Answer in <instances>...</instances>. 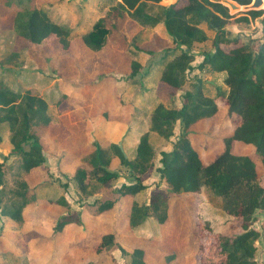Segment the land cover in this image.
Masks as SVG:
<instances>
[{"label":"trees","instance_id":"obj_1","mask_svg":"<svg viewBox=\"0 0 264 264\" xmlns=\"http://www.w3.org/2000/svg\"><path fill=\"white\" fill-rule=\"evenodd\" d=\"M160 1L116 0L105 16L82 36L85 48L99 53L116 38L128 18L148 28L163 23L173 47L154 52L141 48L146 44L145 40L128 42L153 58L163 56L158 61L153 60L142 75V65L132 60L125 87L116 91L121 111L129 110L131 119L137 115L146 117L149 130L137 134L128 130L122 147L120 144L103 147L94 142V151L84 156L78 167L63 175L68 176L85 197L95 196L98 190L114 194L113 200L94 201V208L87 210L94 217L105 215L130 197V233L150 240L158 239L143 237L139 232L153 224L161 237V227L169 220L170 196L207 192L220 200L226 215L240 221V232L216 234L209 221L200 218L197 225L200 264H258L254 258L261 234L253 224L257 212H264V184L253 159L234 154L232 147L234 142L252 146L264 167V11L252 10L235 18L236 15L230 14L229 8L220 0H177L168 7L158 5ZM182 1L185 3L180 5ZM230 1L240 6L252 3V0ZM149 3L157 4L155 15L149 12ZM0 7L12 14L9 30L14 34L16 44L19 41L25 43L21 48L14 47L0 54V149L8 145L3 158L0 156V216L24 226L25 211L31 206L44 201L62 207L65 212L56 219L53 228L52 235L56 237L70 225L83 226V212L73 211L63 195L56 199L38 197L37 190L51 180L48 170L43 181L36 185L30 183L29 176L34 169L46 168L43 138L51 123L49 106H65L69 96L60 87L57 70L51 74L53 78L48 79L34 54L31 57L30 53L33 49L43 51L40 46L50 37L55 38L63 52L70 50L71 30L55 22L37 0H0ZM250 18H260L263 26L262 41L256 53L252 43L239 45L236 39L228 37L230 32L226 29L231 24L248 23ZM207 31L215 32V36L210 38ZM209 40L215 52L205 55L203 64L213 72L226 73L217 98L227 104L228 117L237 116L240 122L232 135L223 137L222 154L212 163L204 164L190 139V130L202 120L214 117L219 106L216 98L203 93L200 82L191 84L186 75L194 60L192 46ZM23 52L27 57L20 59ZM48 83L52 86L49 94L44 91ZM164 87L170 92L162 95ZM179 92H183L181 107L168 106L166 101L174 100ZM50 97L55 98L54 101ZM177 123L180 124V135L172 149L165 151L162 147L174 137ZM157 157L160 166L156 171L167 193L156 192L147 199V186L141 178L154 171ZM10 158L18 161L16 167L7 163ZM116 161L127 168L135 180L114 189L111 183L119 178L118 171L112 168ZM10 170L15 176L13 185H9L6 178ZM63 186L68 187L67 184ZM111 249L118 250L129 264H146L144 249L130 248L117 241V232L102 236L95 253L110 255ZM1 253L26 259L29 264L25 254L6 249ZM174 258L175 254H171L169 262ZM110 262L119 264L114 256H110Z\"/></svg>","mask_w":264,"mask_h":264},{"label":"rangeland","instance_id":"obj_2","mask_svg":"<svg viewBox=\"0 0 264 264\" xmlns=\"http://www.w3.org/2000/svg\"><path fill=\"white\" fill-rule=\"evenodd\" d=\"M115 1L116 0H106L98 6H94V9L97 10V16L102 15L104 8H109L110 5H114ZM161 1L164 7H167L169 5L168 0ZM220 1L225 5L224 2L226 0ZM148 5L150 6L149 12L155 15V13L158 12V9L156 7L157 4L154 5V3H149ZM158 5L161 4L159 3ZM228 8L230 10V14L236 15L235 18H239L244 15V12H248H238L236 10H232L230 7ZM107 11L108 10H105V13ZM88 12V14L90 15H88L86 19L87 23L92 21L94 17H97L93 16L90 11ZM79 13L82 14L81 12ZM74 24L75 23H73V25ZM227 28L230 32V35L228 36L229 38L236 39L239 45H250L252 43L253 52H257L258 46L260 45V41H262L263 37V26L260 18L256 20L250 18V21L248 23L231 24L229 26H226V29ZM76 30L78 32H81V30H85V27H79V25H76L75 28H72V31ZM152 32L153 28L142 27L134 21L127 19L121 26L120 33L117 34L116 38L110 42L106 50H104L100 54H91L87 50L81 51V48H76L77 52H70L66 55H62L61 47L57 43L50 44V46L43 51L40 50L42 54L38 50H31V53L34 54V59L39 62L40 68L44 69V72L46 74L45 76L48 79L53 78L51 74H54V71L57 70V73L60 74V80L63 81L64 90L66 92H70V87L72 86L75 91L74 93H72V96L69 95V99L75 101L69 100L66 103L67 105L58 109L60 118L56 117V121L58 120L57 124L54 128H52V132H49L43 138L45 158L46 163L48 162L49 164L48 166L50 168L49 174L51 175V180L48 185L39 188L36 193L38 197L42 199H56L61 195L67 197L66 199L71 205L73 211L83 212L82 219L85 223L81 227L73 226L65 228L62 236L64 242H66L67 245L64 250H60L58 247H55L56 237H53L52 234L56 219L60 215H62L61 213H64L65 210L61 209L62 207L59 208L51 205L50 207L48 204H44V202L31 206L25 211V225L21 226L20 228L17 227V231H19V233L3 230L5 224L2 221L0 222V264H28L26 259L3 255L1 253L2 250L11 249L16 253H25L27 255L25 250H30V248L37 247V245L42 246L45 244H48L49 248L47 250L42 249V251L39 252V256L43 258L42 264H60L62 257L69 256L70 251L68 249L72 248H78L83 254H91L95 256L99 264H111L110 256H114L119 264H129L128 261L121 257L120 252L116 249H111L110 255L103 254L97 257L95 253L96 245L99 243L101 237L105 234L112 233L115 230V232H117V241H119L118 233L122 232V230L127 227V222H125L127 206L123 205L122 209H119L120 211L122 210L123 213L119 215V221L117 225V221L115 220V215L113 212L108 213V216L107 214H105V217H99L103 219L93 218L91 219L92 221L90 219H87L88 216L93 217L90 216V213L87 210L94 208L95 200H113L115 199L114 194L111 195L110 192L98 190L95 196L85 197L78 191L75 184L68 179V176L63 175L65 173H69L68 171L73 168L75 163L83 154L84 150L79 153L75 152L73 154V157H71V160L69 159V157L65 158L68 164L66 166L59 167L61 164V156H58V154L55 153L57 152L58 148L59 150L62 149L63 152L67 151L66 149L68 147L69 140L66 141L68 138H66L65 140H60V138H58L57 136V131L58 128L61 127V118H63L61 115H63L68 117V119L70 120H74V124L72 125V132L73 130L77 133L79 132V138H77L75 142L76 148H78V150L79 148L89 147V145L93 144L94 142H99L100 144L108 143V141L105 142V120H110L105 118V110L103 106H99L98 103L92 102V93L87 92H91L92 89L97 88L99 86V82L105 79L106 58H111L114 54L125 57L128 56L129 58L130 56L140 57L139 53L136 52L134 47L128 44V41L134 34H136L138 39L135 41L140 43L144 40H147V37H150ZM208 34L210 38H213L215 36V32L213 31L208 32ZM14 37L15 36L12 31H10L8 28H6L5 26L0 27V54L11 51L14 47L18 49L25 45V43L22 41H19L16 44ZM213 50L214 49L212 47V42L210 40L192 46L191 53L194 57L195 65L189 72H187L188 74L186 75L189 78V83L196 84L197 82H200L203 93L209 97L218 95V92L220 91L213 85H209L208 87L205 86L204 80H206L205 78H208L206 74L209 73V66L206 64H202L203 66H201V69L208 70V72H204L201 78L199 77V75H194L193 72L194 69L198 68L199 66L197 65L198 63L196 61L197 57H199V55L201 56L210 54ZM22 56H24V58L27 57L25 52L21 54L20 59L22 58ZM125 57H123L122 60L124 62V65H122L123 67H119L121 70L129 69L128 66L125 67L129 64H126L125 59L127 58ZM48 59H50L49 63L46 64V60ZM112 64L115 67V62H112ZM98 65L101 66V68H99L101 69L100 71L96 69L98 68ZM92 69L96 70H94L93 75L83 74L84 70L89 71ZM78 72L82 73V78L78 77ZM63 73L64 75H62ZM78 81L82 82V86L78 83ZM213 81L219 84L221 82V79L216 77L213 79ZM223 86L224 83L221 85V87ZM51 87L52 86L48 83L45 86L44 91L49 94ZM166 91L170 92L167 88H164L161 91V94L163 95V93ZM182 94L183 92H179L174 100L172 99L171 101H166V104L174 108H180L182 102ZM54 99L55 98L53 97L51 98L52 101H54ZM69 104H71L72 106L70 107V112L67 113L64 111V109H67L69 107ZM51 106H54V104ZM58 107L61 106H57L56 108ZM116 113L119 114L120 111H117ZM49 115L51 116V112H49ZM89 115L90 119H88H92L90 121V125L92 126H88L87 128L86 121L88 119L86 117ZM129 119L131 118H127V120ZM135 119H137V121L133 122L132 124L136 131V134L144 132V130L147 128V124H149L147 118L137 115ZM236 123V117L232 116L229 118L227 115V110L221 111L218 115L211 118L210 120L208 119V121L206 122L200 124L198 123L194 127L192 133L190 132V139L194 147L198 151H200L203 156H206L204 150L206 151L207 149H209V147H215L213 153L210 155L212 158H216L219 155L217 146L222 148L224 147L222 142L223 136H225L226 133H231ZM66 127L67 126H65V128ZM220 129H222L221 133H223L221 135L222 138L215 139L217 137H220L218 135L219 133H217ZM84 132H88L86 134V139L83 137L84 135H80V133ZM179 135L180 124L177 123L175 125L174 137L171 138L169 144L165 143L162 149H168L171 144H174L177 141ZM124 138L125 136L120 139H118L117 137L114 140L115 142H119L121 140L118 143L121 144ZM251 148V146L243 147V152H241L240 149H238L237 151L238 153L242 154L248 151L251 152ZM5 152V148L0 149V156L2 158ZM58 153L61 154L60 151H58ZM250 157L253 158V160L257 164L259 178L261 180V183L264 184V167L259 157L255 154V150L253 151L252 156L250 155ZM158 158L159 157H157L155 161L156 166L159 165ZM7 163H12L14 167L18 165V161L14 158H10ZM113 169L118 171L119 178L112 181V188L117 189L122 185H130L135 180L129 174V170L127 168L120 165H118L117 168H114L113 165ZM12 170H10V174L6 176L9 185H13L15 181V176L12 174ZM43 172V178H45L48 171L43 170ZM64 184H67L68 187L65 188L63 186ZM152 186L153 190L147 191V199L149 198V196H151V194H154L156 192L167 193L166 186L159 179H154L152 185H147V187ZM169 200L171 206L170 219L167 221L166 225L161 227V231L164 235H162L161 233L160 237L159 230L156 229L155 225H147L139 232V234L146 238H153L158 240L140 238L138 239L136 244H134L135 242H130V245L134 244L133 246L135 247L137 246L144 248L146 256L144 260L146 264H200V260L197 256V225L200 218L209 221L214 233L216 234L234 235L240 232V221L236 218L226 215L221 208L220 200L210 196L207 192H202L200 195L195 194V196H170ZM117 205L113 210L117 208ZM114 225L118 226L117 229L119 230V232L116 231V226ZM253 227L257 229L261 234L260 239L257 242L258 250L254 261L258 264H264V212H257V214L255 215ZM171 254H175V258L171 262H169L168 258L171 256ZM39 256L35 257L36 264L40 262L41 258ZM90 260V257H87L84 263ZM29 264H31L30 261Z\"/></svg>","mask_w":264,"mask_h":264},{"label":"crops","instance_id":"obj_3","mask_svg":"<svg viewBox=\"0 0 264 264\" xmlns=\"http://www.w3.org/2000/svg\"><path fill=\"white\" fill-rule=\"evenodd\" d=\"M37 1L41 5L42 9L55 22H57V23H59L61 25H66L71 30V38H72L71 39L72 40L71 48H70V50H68L66 52L62 51L61 52L62 55H66V54H68L70 52L71 53L72 52H77L78 48H81L82 49L81 51H86L87 48H85V46H84V44L82 42V36L87 31H89L91 29L92 25L100 17L105 16V10H108V8L105 7L104 10H103L102 15L97 16L98 15L97 14V10L94 9V6H98L99 4L103 3V1H106V0H37ZM176 1L177 0H168V3H169L168 6L176 3ZM184 3H185V1H182L180 3V5H183ZM160 4L163 5L162 1H160ZM154 5H156V4H154ZM88 11H90V13H92L93 16H97V17H94L93 20L90 21L89 23L86 22V19H87L88 15H90V14H88L89 13ZM79 12H81L82 14H80ZM128 19H130V18H128ZM130 20H132V19H130ZM11 22H12V14L10 13V11L0 7V27L1 26H5L6 28L9 29V27H11ZM73 23H75V24L73 25ZM135 23H137V22H135ZM76 25H79V27H85V30H81V32H78L77 30L76 31H72V28H75ZM227 30H228V28H227ZM208 32H212V31H207V34H208ZM208 36H209V34H208ZM137 39L138 38H137L136 34H134L129 39L128 42H132V41L137 40ZM145 41H146V44L141 46V48L144 49V50H151V51H154V52H161V51H163L166 48H172L173 47V44H172L170 38L168 37V35L166 33V30L164 28L163 23H159L158 25H156L153 28V32H152L151 36L148 37V40H145ZM53 43H56V40H55V38L50 37L48 40H46L44 42V44L42 46H40L41 48L40 47L39 48L44 50V49L48 48L50 46V44H53ZM103 51H101V52H103ZM88 52L91 53V54H100L101 53V52L92 53L90 51H88ZM136 52L139 53L140 57H137V56L132 57V56H130V58H129L128 56L125 57V56H119L118 54H114L113 57L108 58L109 60L106 58V60H105V79H103V80H101L99 82V86L97 88L92 89L91 92H87V93H92V102H96V103H98L99 106H103V108L105 110V118L110 120V121H106L105 120V135H106L105 136V142L108 141V143L107 144H101L103 147H107L110 144H118L121 140L119 142H115L114 139H116L117 137H118V139L123 138V136H126V133L130 129L136 133L132 123L137 121V119H135L137 116H135L134 119L132 118V119L127 120V118H129V116H130V112L127 109L125 111H121L120 100H119L118 95L116 94L117 90L123 89L125 87L126 80H127L126 77H127L128 73H129V69L121 70L119 68L122 65H124V62L122 61L123 57L127 58V59H125L126 64L129 63L125 67L128 66V68H129L130 62L132 60H136L140 65H142V67L144 68L142 70V73L140 74V75H142V74H145L147 72V68L149 67V65L151 64V62L153 60L158 61L163 56V54H160V55L155 56V58H153V57L147 55L146 53H144L142 51L136 50ZM214 52H215V50H213L210 54H213ZM30 55H31V57H33L32 53H30ZM205 55H207V54H205ZM205 55H201V56L199 55V57H197L196 61L198 63L197 65H199V66H198V68L194 69L193 73H194V75H199V77L201 78L203 73L204 72H208V70H209V73L206 74V76L208 78H205L206 80H204L205 81V86L208 87L209 85H213V86H215L216 88L219 89L221 87V85L223 84L222 81H223V78H225L226 73L225 72H213L210 69V67L208 68V70L201 69V66H203L202 64H203ZM112 62L113 63L115 62V67L112 64ZM194 65L195 64H194V60H193L192 68L194 67ZM97 67L98 68H96V69L98 71H100L101 69H99V68H101V66L98 65ZM92 70H89V71L84 70L83 74L84 75H87V74L93 75L95 69H92ZM62 75H64V73ZM78 75H79L78 76L79 78L80 77L82 78V76H83L81 72H78ZM140 75L138 77H140ZM216 77L221 79V82L219 84H217L216 82L213 81V79L216 78ZM78 83L82 86V84H81L82 82L81 81H78ZM63 85H64L63 81L60 80L61 89L68 96L69 95L72 96V93L75 92L74 88L71 86L70 87V92H66L64 90V86ZM167 89L170 91L169 88H167ZM213 98H216V102H217V104L219 106V111H218V113L216 115H218L221 111L227 110V104L224 103L225 101L223 102V100L221 98H217V95L213 96ZM70 101H75V100H70ZM71 106L72 105L69 104V107L67 109H64V111L69 113ZM56 107H57L56 105H54V106L50 105L49 106V112H51V116L49 115L51 123H50L49 130H48L47 134L49 132L51 133L52 130H53L52 128H54L55 125L57 124L58 120L56 121V117L60 118L58 109H60V108H62L64 106H61V107H58V108H56ZM117 111H120V113L117 114L116 113ZM61 116L63 118H61V127L58 128L57 136H58V138H60V140H65L66 138H68L66 141L69 140V143H68V147L66 149L67 151L63 152L62 149L59 150V148H58V150H57V152L55 154H58V156H61V158H60V161H61L60 163L61 164L59 166V167H61V166H66L68 164L67 161L65 160V158L69 157V159L71 160V157H73V154L75 152L79 153V152H82L84 150L83 154L81 155V157L78 159V161L73 166V168L75 169L76 167H78V165L80 164L81 159L84 156H86V155H88V154H90V153H92L94 151V147H93V144H91V145H89V147L79 148V150H78V148H76L75 142H76V139L79 138L78 137V133L79 132L77 133L74 130L72 132V129H73L72 125L74 124V120H70V119H68V117L63 116V115H61ZM234 117H236L237 123L234 126L233 131H234V129L236 128V126L240 122V119L237 116H234ZM86 118L90 119V115L87 116ZM89 119L86 121V127L87 128H88V126H90V127L92 126V125H90V121L92 119L91 120H89ZM206 121H208V119H205V120L199 122V124L203 123V122H206ZM65 126H67V127L65 128ZM195 126H193L191 128V130H190L191 133L194 130ZM148 130H149V124H147V128L144 130V132H147ZM221 131H222V129L218 130L217 133H219L218 135L220 137H217L215 139L222 138L221 135L223 133H221ZM233 131L231 133H229V134L226 133L225 136H223V137L232 135ZM87 133L86 132L80 133V135H84L83 137L86 139V134ZM63 143H64V141H63ZM243 147H248V145H245V144L240 143V142H234L233 143V147H232V152L234 154H236V155H242V156H250L251 155L252 156L253 151H254L253 150L254 148L252 146H251L252 150H250L251 152L248 151V152L242 153V154L238 153V151H237L238 149H240L241 152H243L242 151ZM2 148H5L6 152L8 151V145H4ZM214 148L215 147H209V149H207L206 151L204 150V152L206 153V156H203L200 153V151L197 150L199 155H200V158H201V160H202V162L204 164H210L217 158V157L216 158H212L211 155H210V154L213 153ZM171 149H172V144L170 145V147L168 149L164 148L163 150L170 151ZM217 149L219 151V155L222 154V152L224 151V147L222 148V147L217 146ZM58 151H60V153L62 155L59 154ZM48 165L49 164L47 162L46 163V168L34 169L32 171V173H31V175L29 176L30 183L35 184V185L38 184V183H41L43 181V179H44L43 178V173H44L43 170H46V171L48 170L49 171V169H50ZM113 165H114V168H117L118 165H119V161H116ZM159 166L160 165L155 166V169H154L153 172H151V173H149V175L143 176L141 178L142 181H143V184L145 186H147V185L149 186L150 184L152 185L154 179H159V174L156 171V168H158ZM256 167H257V164H256ZM73 168L70 169L68 172H71L73 170ZM257 173H258V167H257ZM258 175H259V173H258ZM148 190L152 191L153 190V186L152 187H147V191ZM189 196H195V195H189ZM43 202H41V203H43ZM44 204H47V203L44 202ZM123 205L127 206L126 207V219H125L126 220L125 222H127V227H125V229L122 230V232H119V230L117 229L118 226H116V225L118 224V221H119V215L123 213L122 210L121 211L119 210L120 208L122 209ZM56 207H58V206H56ZM59 208H61V207H59ZM61 209H63V208H61ZM116 209L115 210H111V211H109V212H107L105 214H107V216H108V213H110V212L114 213L115 220L117 221L116 225H114V226H116V231L119 232L118 233L119 234V242H121L122 244H124V245H126V246H128L130 248H135L136 249L137 246L135 247L133 245L136 244V242L140 238H138V237H136V235L134 236L133 234L130 233V229H129L130 226H129V223H128L129 215H130V209H131V198L130 197H126L121 202V204L117 205ZM170 212H171V206H170V210H169V219H170ZM61 214H63V213H61ZM101 216L105 217L104 214L101 215ZM101 216H98V217H94V216L93 217H89L88 216L87 219H90V220L93 219V218L97 219V218H99ZM99 219H103V218H99ZM1 221L4 222V224H5L3 230H7L9 232H15V233L17 232V233H19V231H17V227L20 228L21 226H18L16 223H14L9 218H5V217H1L0 216V222ZM87 221H89V220H87ZM73 226H76V225H70L68 227H73ZM6 227H8V228H6ZM114 232H115V230H114ZM63 233L56 236L55 247H58L60 250H64L66 248V245H67L66 242H64V240H63V236H62ZM161 233H162V235H164L162 231H161ZM130 242L131 243L135 242V243L133 245L132 244L130 245ZM48 248H49L48 244L47 245L45 244V245H42V246L37 245V247L30 248V250L27 249V250H25V252L27 253V255H28L27 257H28L29 261L31 262V264H36L35 257L39 256V254H40L39 252L42 251V249L43 250H47ZM7 250L12 251L11 249H7ZM68 250L70 251L69 256H63L62 259H61V263L60 264H83L86 261L87 257H90V259H91L90 261H93L94 264H99V262L96 260L95 256H93L91 254H89V255L83 254L82 252H80V250L78 248H72V249H68ZM12 252H14V251H12ZM14 253H16V252H14ZM17 254H19V253H17ZM21 254H25V253H21ZM97 257H98V255H97ZM87 262H89V261H87ZM42 263H43V258H41L40 262H38L37 264H42Z\"/></svg>","mask_w":264,"mask_h":264},{"label":"water","instance_id":"obj_4","mask_svg":"<svg viewBox=\"0 0 264 264\" xmlns=\"http://www.w3.org/2000/svg\"><path fill=\"white\" fill-rule=\"evenodd\" d=\"M253 2L251 3V5H247V6H240L239 4H237L236 2L230 1V0H226L224 3L226 6L230 7L232 10H236V11H258V10H264V8L262 7L264 4V0H252ZM120 147L121 144H120Z\"/></svg>","mask_w":264,"mask_h":264}]
</instances>
